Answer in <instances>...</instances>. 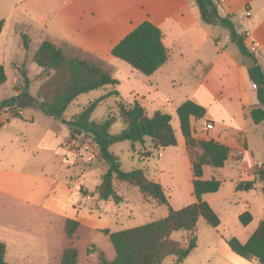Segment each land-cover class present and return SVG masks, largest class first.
<instances>
[{"label":"crops","instance_id":"1","mask_svg":"<svg viewBox=\"0 0 264 264\" xmlns=\"http://www.w3.org/2000/svg\"><path fill=\"white\" fill-rule=\"evenodd\" d=\"M239 4V8H236L231 0H220L219 14L232 16L239 33L244 34L245 46L250 50L251 45H255L252 54L264 68V0H239ZM240 14L242 18L238 19ZM0 21L4 22L0 34V65L3 66L7 79L0 86V90L8 86L13 91L10 95L1 96L0 104L23 93L21 84L24 80L21 78L27 76L25 62L29 59L32 63L30 53H8V43L12 38L17 39L26 34L32 49V40H35L37 46L49 40L58 47L66 45L99 58L101 53H110L116 44L143 21H149L159 28L163 34L164 46L169 52V59L151 76L128 69V97H131L132 101L140 102L149 115L155 111L171 115L172 124L177 122V129H173L178 144L176 147L160 150L153 164H150L151 158L145 159L147 161L143 159L144 163L139 168L152 171L154 175L151 179L156 177L155 182L162 185L168 197L167 190L171 184L165 178L166 170H169V177L177 187V167L166 168L165 153L176 155L179 152L182 157L179 160L184 159L187 171L186 199L176 207L168 197L170 206L179 210L196 202L192 195L191 164L188 157H183L184 139L180 134L175 110L186 100L202 106L206 110L202 122L213 124L211 131L200 129L199 132H203L202 140H213L230 150V160L225 167H205L203 171L204 180L215 178L221 182L217 193L202 197L220 217V226L213 228L218 234L214 246L223 259V262L219 263L257 264L237 256L230 250L226 244V239L230 236L225 237L220 233L223 221L218 212L228 211L230 206H241L233 215L234 219L238 220L239 215L245 211L251 213L255 203L264 200L262 183L258 182L255 188L249 191L235 190L236 185L253 181L254 168L264 164V153L260 151L264 150V124L255 125L249 117V110L258 105L256 87L249 79L250 63L243 55H237L228 49L230 45H234L230 43L228 35L223 37L225 43L221 45V36L214 37L211 31L206 29L219 26L201 22L195 0H0ZM212 42L217 45L218 51L203 61L200 71L196 70L188 60L196 53H212L211 49H207ZM118 66L124 69L121 65ZM18 74L23 75L20 77ZM27 114L28 118H24L22 114V117L11 119L5 127L0 128V150L7 146H16L14 164L39 162L38 170L41 171L32 174L0 167V198L34 206L37 212L58 220L63 226L66 219L76 221L80 223V228L91 233L93 238L98 234L105 236L100 232L102 230L117 232L113 228L115 204L112 201H99L94 194L101 177L107 171L98 147L87 135L72 136L68 126H62L61 120L51 118L50 125L58 126L51 135V141L49 144L38 143L33 148L36 143L34 128L38 124L30 113ZM196 123L192 121V126ZM80 136L87 138L84 145L79 143ZM78 147L83 148L82 150L88 148V151L82 153H85L88 162L95 160L93 166L99 167L101 174L97 186H90L81 181L76 183L75 180L69 183L61 174L63 169H67L64 166L67 157L75 154ZM40 151L49 154L48 160L38 157ZM237 153L241 155L238 165L233 160ZM8 159V156L0 155V161ZM48 165L52 170L45 173L43 170ZM207 169L213 171L207 174ZM173 171L176 172V181L171 177L174 175ZM120 196L123 198L120 204L127 206V198L122 194ZM80 203L84 206L94 203L96 210L91 213L86 208L80 209ZM128 213L132 214L131 211ZM251 215L253 220L244 227V237L239 238L241 243L248 240L263 218H255L253 213ZM153 221L156 220L151 219L147 223ZM191 239L196 242L195 236ZM92 241L91 244H94ZM0 242L6 245V261L8 246L2 238ZM63 250H60L59 262Z\"/></svg>","mask_w":264,"mask_h":264},{"label":"trees","instance_id":"2","mask_svg":"<svg viewBox=\"0 0 264 264\" xmlns=\"http://www.w3.org/2000/svg\"><path fill=\"white\" fill-rule=\"evenodd\" d=\"M199 10L201 22L205 25L219 26L228 32L231 44L249 61L248 75L256 87L258 105L249 110V117L255 125L264 124V68H262L253 54L244 44V34L239 33L232 21V16L219 14L220 0H195ZM4 22L0 21V34ZM22 47L30 53L31 61L41 69L38 77L46 80L37 90L40 111L54 120H61L68 108L81 95L92 91L106 90L100 98L92 101L80 113L73 116L67 126L71 135L85 134L98 147L99 155L107 166L106 173L101 177L100 184L94 194L99 201H112L119 205L123 198L118 195L114 181L135 188L144 201H153L157 206H164L167 215L159 220L125 229L117 232L100 231L107 236L113 247L115 257L109 261L100 251L99 264H163L164 260L172 257L173 264L182 263L190 254L188 247H194L195 240L191 239L187 247L174 239L175 233H193L200 219L211 228L220 226V219L210 205L202 200L207 194H215L221 182L215 178L204 180L205 167L213 169L225 167L230 160V150L213 140L203 141L193 138V122L204 119L206 110L191 100L181 103L175 110L179 130L188 150L192 172V195L196 202L179 210L171 208L165 189L161 184L149 179L143 168L125 172L121 168L118 155L110 152V148L118 143L127 142L133 149L136 144H144L149 140L150 150H145L143 159L150 158L153 152H158L177 146V138L172 127V117L167 113L155 111L149 115L146 108L138 101L131 104H120L118 117H108L103 121H91V115L97 105L111 96H118L116 89L120 83L107 71L104 62L92 55L73 49L68 55L62 47H58L49 40L41 42L36 49L31 48V42L26 34L21 35ZM110 55L131 69L144 76L153 75L169 59V52L163 43V34L159 28L149 21H143L129 32L110 51ZM6 74L0 65V86L6 82ZM27 87V86H26ZM28 88V87H27ZM15 98L4 101L0 105L13 104ZM117 119L122 128L112 134L111 127ZM264 129V125H263ZM233 160L236 165L241 160L240 154H235ZM254 180L236 185V191H249L259 182L263 184L264 193V164L253 170ZM253 218L249 211L238 217L241 226L246 227ZM80 223L66 219L64 233L68 240L73 241ZM226 244L237 256L264 264V217L245 243L237 238L226 239ZM91 255V250L87 249ZM6 245L0 242V264L5 261ZM60 264H78L76 248H66L60 256Z\"/></svg>","mask_w":264,"mask_h":264},{"label":"rangeland","instance_id":"3","mask_svg":"<svg viewBox=\"0 0 264 264\" xmlns=\"http://www.w3.org/2000/svg\"><path fill=\"white\" fill-rule=\"evenodd\" d=\"M231 1L234 3L236 8H239V0ZM240 18H242L241 14L238 16V19ZM206 29L211 31L214 37L219 35L221 36V45L225 43L223 37L228 35V32L225 29L219 27H211ZM32 41L33 48L36 49V42L35 40ZM8 45V53H28L23 50L21 37H18L17 39H10ZM209 46L210 47H207V49H211L212 53H210V51L208 53H196L191 59L188 60L190 61L189 64L195 66L194 68H196L198 71H200L201 64L204 63L203 61L214 56V52L218 51V47L215 43L212 42L209 44ZM62 48L68 55L72 53L71 50L75 49L66 45H64ZM228 49L237 55H242L235 45H230ZM243 57L250 63V61L245 56ZM98 59L104 62V65L111 76L121 80L122 83L116 88L119 91L118 96H111L97 105L91 115V121L96 122L103 121L108 117L117 118L119 105L122 103L131 104L133 102L131 97H128L129 82L127 81V78H130L128 75V69L131 68L124 62L112 57L110 53H101ZM118 65H121L125 70ZM25 71L27 72V76L25 78H21L24 80L21 84L22 90L23 92H27L29 95L34 96L39 102V99L36 96L37 90L39 88L38 86H40L46 79L44 77H38L41 70L34 63H31L29 59L25 62ZM22 75L23 74H18L20 77ZM105 91L106 90H98L81 95L75 102L71 104L64 117L61 119L60 123L62 126L67 127V124H65L67 119L70 120L74 115L80 113L89 105V103L104 95ZM181 91L185 92V90ZM12 92L13 91L10 90L8 86H4V88L0 90V98L1 96H7ZM21 112L24 118H28L27 113H30L35 118V123L38 124V126L34 128L36 143L33 145V148H35L38 143L49 144L51 141V135L55 132L58 126L50 125L52 123L51 118L45 116L40 111L38 103L32 107L21 109ZM203 123L204 121H199L193 125V138L196 140H202L201 135L203 132L200 133L199 131L200 129H203ZM172 127L177 129V122H173ZM121 128L122 124L117 119L116 123L111 127L110 132L115 134L119 132ZM86 141L87 138L85 136H80V144L84 145ZM150 147L151 144L149 140H146L143 145L136 144L133 149L130 147L129 143L122 142L112 146L110 148V152L119 156L122 170L129 172L133 169L139 168L144 163L141 155L146 153L143 151H149ZM82 149L83 148L80 147L76 148L75 154H71L69 157H67L66 164L64 165L67 167V169H63L61 174L68 180L69 183L71 180H75L76 183L81 181L82 183L84 182L90 186L91 184L97 186L100 182L99 177L101 174L99 167L93 166L94 162H96L95 160L88 162L85 157V153H82L84 151H88V148H85L84 150ZM183 151V157L185 158L186 156L189 158L188 150L186 149L185 144H183ZM260 151L264 153L263 149ZM15 152L16 146H13V148L7 146L4 150H0V155L3 154L9 158L8 160L0 161L1 168L9 170L13 169L14 171L18 172L27 171L32 174L39 173V171H41L38 170L39 162L35 161L33 164L25 162L23 164L15 165L13 158L15 156ZM158 152H153V155L150 157V164L156 162L155 158ZM38 157L42 160H48L49 154L40 151ZM165 158L167 169L170 167H177V176L176 172L174 171V175H171L175 181L177 177V187L173 182L174 180H171L169 177V170H166L167 173L165 174L166 180L171 184L169 190H167L168 197L171 198L172 205L177 207L179 202H182V200L186 199V165L184 163V159L183 161L179 160V158L182 159L179 152H177L176 155L166 152ZM51 170L52 169L50 165H48L43 171L45 173H49ZM82 171L84 172L82 173ZM211 171H213V169H207V174L211 173ZM151 172L152 171H147V176L149 179H151V177L154 175ZM154 178L152 180L155 181ZM114 184L116 186L118 195L122 194V196L126 197L129 201L127 206H123L122 204L115 205L116 208L113 210V220L115 222L113 227L114 230L118 231L135 228L146 224L151 219L158 220L167 215L166 207L157 206L153 201H147L148 204L145 203L146 201H143L141 194L135 188L125 184H120L117 181H114ZM81 192L83 193L82 190ZM236 203H238V201ZM78 207H80V209L86 208V210L90 211L91 213L96 210L94 203H91L89 206H84L82 203H80ZM216 208H218L217 205ZM240 209L241 206L237 205L232 207L230 206L228 211L224 212L217 209L218 212H220V216L223 221L222 229H220V233L223 234V236L235 237L238 240L239 238L244 237L245 228L240 225L237 218L234 219L233 217L234 213ZM128 211H131L132 214L128 213ZM252 213L253 217L255 218L264 217V200L255 203L251 211V214ZM129 216L132 217L130 218ZM217 235L218 234L216 230L208 226L202 219L199 220L195 232L191 234L175 233L174 239L181 243L182 247L184 248L188 246V243L192 237H196V242L193 245L194 248L192 249L191 245L188 246L191 250V253L186 258V260L180 264H220L219 261L223 262V259L221 258L222 256L218 253L216 247L214 246ZM92 236L93 235L91 233L79 227L75 234L74 240H67L64 234V226L58 220L51 219L50 217L44 216L43 214L37 212L34 206H28L20 204L16 201L0 198V238L5 240L8 246L6 257L7 264H60V250L71 247L76 248L77 250L78 264H99L98 253L100 251L104 254L107 260H113L115 253L108 239L105 236L99 234L95 235V238ZM91 239H93V241ZM91 241L94 244H91ZM87 249L91 250L90 256L87 254ZM173 261L174 259L169 257L164 260L163 264H173Z\"/></svg>","mask_w":264,"mask_h":264},{"label":"built area","instance_id":"4","mask_svg":"<svg viewBox=\"0 0 264 264\" xmlns=\"http://www.w3.org/2000/svg\"><path fill=\"white\" fill-rule=\"evenodd\" d=\"M246 13L248 15V12ZM254 49L255 45L252 44L249 51L252 53L254 52ZM20 117L21 109L18 108L15 103L0 105V128L5 127L11 119ZM203 129L205 131H211L213 129V124L205 121L203 123Z\"/></svg>","mask_w":264,"mask_h":264},{"label":"water","instance_id":"5","mask_svg":"<svg viewBox=\"0 0 264 264\" xmlns=\"http://www.w3.org/2000/svg\"><path fill=\"white\" fill-rule=\"evenodd\" d=\"M37 103L38 100L35 97L29 95L27 92L18 94L15 97V104L20 109L32 107Z\"/></svg>","mask_w":264,"mask_h":264}]
</instances>
